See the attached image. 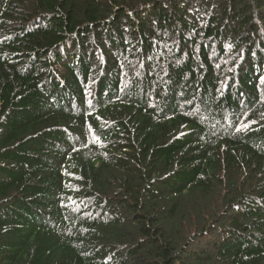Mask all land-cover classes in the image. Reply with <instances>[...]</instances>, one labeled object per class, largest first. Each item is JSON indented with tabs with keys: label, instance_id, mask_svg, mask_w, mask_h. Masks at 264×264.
<instances>
[{
	"label": "trees",
	"instance_id": "trees-1",
	"mask_svg": "<svg viewBox=\"0 0 264 264\" xmlns=\"http://www.w3.org/2000/svg\"><path fill=\"white\" fill-rule=\"evenodd\" d=\"M0 264H264V0H0Z\"/></svg>",
	"mask_w": 264,
	"mask_h": 264
},
{
	"label": "snow or ice",
	"instance_id": "snow-or-ice-1",
	"mask_svg": "<svg viewBox=\"0 0 264 264\" xmlns=\"http://www.w3.org/2000/svg\"><path fill=\"white\" fill-rule=\"evenodd\" d=\"M247 127V125L246 124H241V128H238L237 130L239 131V130H241V129H243V128H246Z\"/></svg>",
	"mask_w": 264,
	"mask_h": 264
}]
</instances>
